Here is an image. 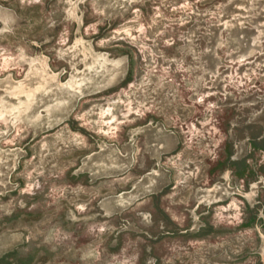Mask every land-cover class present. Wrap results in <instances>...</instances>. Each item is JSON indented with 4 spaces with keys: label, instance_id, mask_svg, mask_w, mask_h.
<instances>
[{
    "label": "rangeland",
    "instance_id": "rangeland-1",
    "mask_svg": "<svg viewBox=\"0 0 264 264\" xmlns=\"http://www.w3.org/2000/svg\"><path fill=\"white\" fill-rule=\"evenodd\" d=\"M0 264H264V0H0Z\"/></svg>",
    "mask_w": 264,
    "mask_h": 264
}]
</instances>
